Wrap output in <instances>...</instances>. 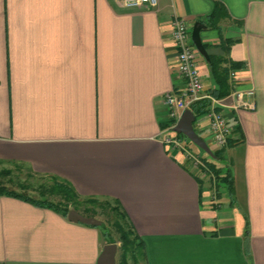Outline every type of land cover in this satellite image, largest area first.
I'll list each match as a JSON object with an SVG mask.
<instances>
[{
	"label": "crops",
	"instance_id": "crops-1",
	"mask_svg": "<svg viewBox=\"0 0 264 264\" xmlns=\"http://www.w3.org/2000/svg\"><path fill=\"white\" fill-rule=\"evenodd\" d=\"M214 3L222 15L208 24ZM175 15L190 33L195 21L206 25L200 36L208 59L196 57L205 92L216 86L209 70L215 56L235 72L233 80L228 72L229 93H255L254 109L218 108L231 126L227 145H215L222 162L184 144L163 101L185 84L171 36ZM193 114L195 132L210 146L209 119ZM189 153L214 164L218 177ZM5 164L55 177L83 196L117 200L144 243L145 264H264V0L134 7L120 0H0ZM226 169L233 180L228 200L220 181ZM104 244L99 226L0 195V264H97Z\"/></svg>",
	"mask_w": 264,
	"mask_h": 264
},
{
	"label": "trees",
	"instance_id": "trees-1",
	"mask_svg": "<svg viewBox=\"0 0 264 264\" xmlns=\"http://www.w3.org/2000/svg\"><path fill=\"white\" fill-rule=\"evenodd\" d=\"M222 10V5L214 3L210 14L207 16L208 24L219 21ZM223 61L222 58L210 56L209 70L216 82V86L209 93L217 98L229 93V69L224 67ZM207 105L208 101L203 99L195 102L191 108L196 115H200L206 112ZM213 152L215 155L214 159L217 162H222V152L218 150ZM204 164L217 178L219 169L214 164L207 162V160H205ZM9 174H11V171L8 169L0 170V195L20 197L34 204L50 208L65 217L71 208L86 216H95L93 212L98 211L100 208L109 209L113 213L111 229L104 221L99 226L105 244L118 243L117 256L119 264H130V261L132 262L131 264H145L144 243L139 235L134 234L131 221L117 200L107 197L80 195L69 183L55 177L48 178L49 183L40 184L39 189H36V196H29L27 190L30 188L26 183H19V187L25 190V193H18L10 189L11 187L8 185L10 181L7 183L4 181V176ZM220 181L224 184L225 193L230 196L233 193V180L230 169H226L225 175L220 178ZM114 231L116 232V238L113 237Z\"/></svg>",
	"mask_w": 264,
	"mask_h": 264
},
{
	"label": "built area",
	"instance_id": "built-area-1",
	"mask_svg": "<svg viewBox=\"0 0 264 264\" xmlns=\"http://www.w3.org/2000/svg\"><path fill=\"white\" fill-rule=\"evenodd\" d=\"M120 1L127 7L147 4L155 5L157 3V0ZM171 25V36L177 46L178 73L184 79L185 84L179 91L167 92L163 97V101L169 109L170 116L175 120V125L181 113L186 108H191L195 102L206 99L208 105L205 115L209 119V130L212 141L219 148L225 147L231 136V126L228 122L227 115L218 110V108H229L233 112H238L241 109H254V90L251 87L246 89L235 88L230 93L220 98L213 96L209 92H205L202 74L196 62L198 50L192 42L188 22L175 15ZM229 76L231 80H233L235 72L231 70ZM165 141L173 143L176 147H181L179 140L175 136L166 135ZM188 156L194 159L195 163H201L204 166L194 154L189 153Z\"/></svg>",
	"mask_w": 264,
	"mask_h": 264
},
{
	"label": "water",
	"instance_id": "water-1",
	"mask_svg": "<svg viewBox=\"0 0 264 264\" xmlns=\"http://www.w3.org/2000/svg\"><path fill=\"white\" fill-rule=\"evenodd\" d=\"M206 28V25L200 21H195L192 29H191V39L198 52L202 54L206 59H208V53L206 48L204 47L200 31L201 29ZM195 120V116L193 111L190 108H186L176 121L173 126V130L178 134L185 135L191 142H193L196 146L202 149L206 154L215 157L213 150L210 148L208 143L201 138L193 128V121ZM67 219L72 222H79L85 225H94L100 226L102 221L93 217L86 216L80 213L78 210L71 208L67 213ZM118 249L117 243H106L104 244L97 260V264H117L116 263V253Z\"/></svg>",
	"mask_w": 264,
	"mask_h": 264
},
{
	"label": "rangeland",
	"instance_id": "rangeland-1",
	"mask_svg": "<svg viewBox=\"0 0 264 264\" xmlns=\"http://www.w3.org/2000/svg\"><path fill=\"white\" fill-rule=\"evenodd\" d=\"M180 138H182L184 141V144L189 146V148L193 151H199L201 152L203 155L205 154L203 152L202 149H200L199 147H197L194 143H192L187 137L183 136L182 134L179 136ZM210 147L214 150L216 147H215V144H210ZM193 154V153H192ZM206 157H209L207 154H205ZM193 162L194 159L190 158ZM200 160V159H199ZM2 169H8L10 170L12 173L11 175H7V176H4V181L7 183L9 182V179L10 180H14V181H11L12 183H8V185L11 187L10 189H13L14 191L18 192V193H25V190H22L21 187H19V183H26L28 184V187L30 189L27 190V193L29 196H36L37 195V191L36 189H39L38 187L40 186V184H43V183H49L50 181H48V179H44V178H40L38 176H35L33 173H31L29 171V169L26 168V166H23V165H17V166H14V165H10V164H5V165H1ZM11 168H13L11 170ZM10 176V177H9ZM224 192H225V189H224ZM226 195V194H225ZM223 196V199L225 200H228L230 199V197L228 196ZM107 207V206H106ZM95 216V218L101 220L102 222L104 221L106 223V225L110 226V229H111V222H113V213L110 212L109 209L107 208H100L98 211L96 212H93ZM131 221V220H130ZM131 224L133 226V223L131 221ZM133 232L134 234H137V231L136 229L134 228L133 226ZM116 238V232L114 231V234H113ZM112 238V237H111ZM119 246V245H118ZM116 263L119 264V258L118 256H116ZM132 262L130 261V264Z\"/></svg>",
	"mask_w": 264,
	"mask_h": 264
}]
</instances>
